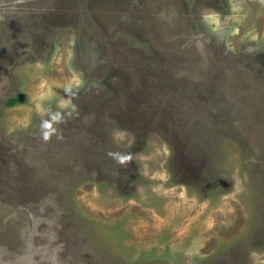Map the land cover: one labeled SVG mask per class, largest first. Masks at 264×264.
Returning <instances> with one entry per match:
<instances>
[{"label": "rangeland", "instance_id": "rangeland-1", "mask_svg": "<svg viewBox=\"0 0 264 264\" xmlns=\"http://www.w3.org/2000/svg\"><path fill=\"white\" fill-rule=\"evenodd\" d=\"M262 10L0 0V264H264Z\"/></svg>", "mask_w": 264, "mask_h": 264}, {"label": "trees", "instance_id": "trees-1", "mask_svg": "<svg viewBox=\"0 0 264 264\" xmlns=\"http://www.w3.org/2000/svg\"><path fill=\"white\" fill-rule=\"evenodd\" d=\"M18 97L12 98L11 101L9 102L10 105H14L16 102H18Z\"/></svg>", "mask_w": 264, "mask_h": 264}, {"label": "crops", "instance_id": "crops-1", "mask_svg": "<svg viewBox=\"0 0 264 264\" xmlns=\"http://www.w3.org/2000/svg\"><path fill=\"white\" fill-rule=\"evenodd\" d=\"M259 11H260V10L257 11V14H259ZM262 11H263V15H264V10H262ZM262 11H261V12H262ZM192 219H195V216H194V217H189V218H188V220H192Z\"/></svg>", "mask_w": 264, "mask_h": 264}, {"label": "water", "instance_id": "water-1", "mask_svg": "<svg viewBox=\"0 0 264 264\" xmlns=\"http://www.w3.org/2000/svg\"><path fill=\"white\" fill-rule=\"evenodd\" d=\"M22 96H19L18 98L20 99Z\"/></svg>", "mask_w": 264, "mask_h": 264}]
</instances>
